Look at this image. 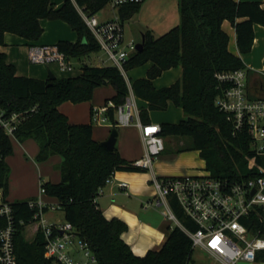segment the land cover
<instances>
[{
  "label": "trees",
  "instance_id": "trees-1",
  "mask_svg": "<svg viewBox=\"0 0 264 264\" xmlns=\"http://www.w3.org/2000/svg\"><path fill=\"white\" fill-rule=\"evenodd\" d=\"M111 0H63L56 8L54 0H0V109L8 112H27L18 125L15 136L19 141L29 138L39 144L37 160L42 162L58 154L61 180H45L49 196L56 197L65 212L66 220L73 223L81 237L98 256L101 264H189L194 252L192 238L178 225L171 226L168 237L160 248L149 249L137 255L123 238L128 224L121 218H107L98 204V196L116 171H145L122 156L118 147L107 149L93 136V123H74L60 110L66 101L74 103L91 100L97 87L111 84L115 94L106 99L117 104L129 95L128 81L114 65L85 63L77 76H63L54 80L20 75L16 66L8 61L1 47L5 33L19 34L35 42L44 33L41 19H60L77 33L78 40H60V49L69 58L89 55L100 50L95 35L87 25L80 9L96 15ZM146 0L127 2L119 6L124 26L140 12ZM180 22L167 32L156 35L145 29L143 48L134 52L125 68L144 65L152 61L148 75L132 81L136 95L147 101L140 107L144 123L150 121L152 110H166L173 102L183 108L186 118L178 122L161 123V134L184 136L185 144L178 150H199L206 160V168L214 177L243 179L251 175L248 167L252 155L251 133L248 128L234 133V126L227 114L220 110L215 100L220 93L216 74L221 71L247 68L240 55L230 49V35L223 28L229 20L236 28L241 53L252 50L255 40V23L264 25V7L257 0H178ZM240 18H242L240 20ZM35 44V43H33ZM183 67L181 79L175 83L156 87L154 80L163 71ZM249 69V74L255 72ZM255 90L264 92V82L256 77ZM116 121L114 109L109 110ZM117 126H113L115 128ZM118 128V127H117ZM0 188L7 194L11 167L6 158L14 152L13 139L0 130ZM259 161H263L260 157ZM17 231L15 234L18 264H52L45 255V239L39 231V222L29 199L14 200ZM173 207L178 217L192 230L198 228L177 202ZM243 221L253 232L264 236V213L254 210ZM34 225V238L28 239L26 231ZM257 261H264V250L257 254Z\"/></svg>",
  "mask_w": 264,
  "mask_h": 264
},
{
  "label": "built area",
  "instance_id": "built-area-1",
  "mask_svg": "<svg viewBox=\"0 0 264 264\" xmlns=\"http://www.w3.org/2000/svg\"><path fill=\"white\" fill-rule=\"evenodd\" d=\"M142 0H111L113 7L123 3ZM80 12L99 42L100 50L108 54L123 74L125 64L136 52L138 42L134 39L124 43V26L119 15L101 20L96 15ZM29 61L32 64L57 63L62 70L72 71L75 65L62 51L58 43H35L29 47ZM249 69L237 68L216 74L220 93L215 103L224 111L234 126V133L248 128L251 133L252 155L248 167L251 175L243 179L214 177L205 168L200 173L152 177L158 194L150 205L161 207L163 214L174 226H180L193 240V247L207 250L222 264H241L256 262L259 251L264 250V236L249 229L245 218L254 210L264 213V95L252 90L249 83ZM125 102L117 104L108 100L102 106L92 109V123L123 127L135 124L142 128L146 146L145 154L134 160L135 166L152 170L154 162L166 150V137L161 134V124L144 123L140 109L134 98L132 86ZM113 108L116 121L109 110ZM27 112L0 109V130L9 137L16 138L18 125ZM4 155L0 149V161ZM262 157L263 161H259ZM112 178L108 180L110 182ZM126 187V182H121ZM103 191V189H102ZM101 191V192H102ZM41 185L40 195L29 199L34 210V218L39 222V231L45 239V255L52 264H101L89 243L84 240L72 222L49 220L45 212L49 208L61 209L59 200L48 201ZM177 200L184 212L193 219L198 228L192 230L177 215L173 200ZM3 188H0V264H18L15 234L17 231L15 212Z\"/></svg>",
  "mask_w": 264,
  "mask_h": 264
},
{
  "label": "crops",
  "instance_id": "crops-1",
  "mask_svg": "<svg viewBox=\"0 0 264 264\" xmlns=\"http://www.w3.org/2000/svg\"><path fill=\"white\" fill-rule=\"evenodd\" d=\"M257 1H260L262 3V6L264 7V0ZM54 2L56 8H59L63 4V0H54ZM137 15L138 13L134 17H136ZM112 16V14H107L100 19L106 20L111 18ZM134 17L132 19H134ZM241 19L242 18H240V20ZM61 21L62 20L60 19H41V24L44 27V34L39 40L35 42H32L16 33H5V44L1 47V49L7 54L8 61L16 66L18 74L34 76L42 79L49 78L48 73L49 70H51L49 69V65H34L32 63L30 64L28 56L29 47L33 43H56L60 40H65L57 30V28L61 25ZM223 28L230 35L229 46L231 51H233L237 55H240L247 66L251 69H253V66L250 65V62H253L254 64H256V66L259 67L263 66L264 68V25L255 23L254 45L252 50L248 53H241L238 46V34L236 28L229 20H225L223 22ZM145 29L151 28L142 25L141 29L139 30V33L141 34L140 38H142ZM48 30L54 32V35H52V37L46 36ZM151 30L153 31V29ZM68 38V40L72 42H76L78 40V37L75 35V33L70 35ZM73 59L74 57H72L71 60L73 61L75 68L72 71L77 69L76 63ZM78 59L79 63L81 64L80 72H78L76 75L69 76H77L81 74L83 72V65L85 63H88L86 59L79 57ZM106 60L107 59H103L101 63H98L96 65H113L112 62L108 63V61ZM152 66L153 62L149 61L144 65L132 68L127 72H132L135 75L133 80H135L137 78L147 76L148 71ZM58 68L59 71H61L60 75H57L52 70L58 77L67 76L63 72H72L62 70L60 67ZM182 75L183 67L180 65L163 71L160 76L155 78L154 83L156 87L168 86L181 79ZM127 76L128 73H126V79L128 78ZM132 81L130 85L132 86V91L138 108L140 109V107L142 106H147V101L139 98L136 95L132 85ZM114 94L115 89L112 88L110 93L104 95L103 101L95 102L93 101V98L85 102L83 101L84 105L86 106L84 109L82 108V110L79 106H75L69 111L65 107H63L62 104L60 105V110L68 115L71 122H92V109L95 106L104 105L106 103V99L112 97ZM83 103H81L80 105H83ZM173 107H175V109H181V111L177 110L178 112L176 119H174L173 117H168L169 112L152 110L150 112L149 122L161 124L165 121L178 122L181 119L186 118V114L183 108L176 106L173 102H170L166 110L173 111ZM94 124L95 123H93L94 138L99 141L108 139L113 126L109 124H98L100 128L97 132L95 131ZM118 130L119 135L116 146L118 147L122 156L130 161H134L142 157L146 152L142 128L135 124H132L129 126L118 127ZM170 137L171 136H167L166 141H171L172 139H170ZM13 147L14 152L11 155L7 156L6 160L11 167L12 181L13 183L16 181L18 182V184H16V186H13V184L11 185L9 179V191L7 195L10 200L14 201L18 199H31L38 197L40 195L42 182L45 181V176L49 178L48 180H51L53 182H59L61 180V171L59 169V164L62 160V157L60 155L55 154L50 156L45 161H38L36 158L40 147L38 142L33 138H29L25 141H19L17 138H13ZM203 160L206 163V160ZM205 168L206 166L202 168L198 165V161L196 160V158L191 155V150H177L176 152L171 151L167 153L164 152L156 160V162H154L153 169L149 172L132 170L116 171L112 177V180L108 182V184L103 188V191L98 196L97 201L107 218L111 219L113 217H118L127 222L128 229L123 233V238L131 246L134 253H136L137 255H145L149 249L160 248L164 244L168 237L169 230L172 226V222L165 217L162 211H160L159 209H150V207H152L153 205H150L149 202L154 200L156 194L155 187L152 184V177L154 175L169 176L183 175L187 173H200L204 171ZM121 182H126L127 186L122 187L120 185ZM45 196L55 201L57 200L56 197L49 195ZM256 262H246L242 264H255Z\"/></svg>",
  "mask_w": 264,
  "mask_h": 264
},
{
  "label": "rangeland",
  "instance_id": "rangeland-1",
  "mask_svg": "<svg viewBox=\"0 0 264 264\" xmlns=\"http://www.w3.org/2000/svg\"><path fill=\"white\" fill-rule=\"evenodd\" d=\"M107 14H112V15H119V7H113L111 3H108L102 10H100L96 16L98 18H102L103 16H106ZM120 16V15H119ZM180 22V12H179V6H178V0H146L142 7L140 12L134 19H130L126 21L125 26H124V43L127 44L130 40L134 39L138 42L142 41V38H140V33L139 30L141 29L142 25H145L146 27H149L153 29V31L157 34H163L167 32L171 27L177 25ZM59 31L60 35H62V38L65 40H68L69 36L75 33V35L78 37V33L65 21H61V25L57 28ZM44 34V33H43ZM42 34V35H43ZM54 35V32H51L48 30L47 37H52ZM42 37V36H41ZM57 43V42H56ZM246 57V56H245ZM83 59H86L88 63L90 64H98L101 63L103 59H107L108 63H111L112 60L108 59V54L105 51L99 50V51H94L90 53L87 56L82 57ZM74 62L76 63L77 69H75L72 72H63L65 75H76L78 72H80V67L81 64L79 63L78 57H74ZM253 66V70H255L254 74L249 76V83L251 85L252 90H255L253 83L256 77L260 78L264 82V68L263 66H256L253 62H250ZM31 64V63H30ZM41 64H46L49 65V69L53 70L57 75H60L61 71H59V65L57 63H41ZM40 64V65H41ZM35 65V64H34ZM128 70H125V77L126 73H128V78L127 81L129 84L135 77V75L132 72H127ZM49 74V73H48ZM114 89L113 85L111 84H102L101 86L97 87L94 93L93 101L95 102H100L103 101V97L105 94L110 93L111 89ZM258 93L264 95V92L262 93V90H258ZM85 102V101H84ZM83 102H78L74 103L72 101L66 100L62 103L63 107H65L67 110L73 109L75 106H79L82 110L84 109L86 105H80ZM171 110H160V112H169L168 117H173L176 119L177 117V110L181 109H175L173 107ZM95 131H99V125L94 124ZM168 139V138H167ZM170 139L171 141L168 140L166 141V150L165 152H176L180 146H183L185 144L186 138L184 136H171ZM183 141V142H182ZM179 151V150H178ZM191 155H193L196 160L198 161V165L201 166L202 168L206 166L205 161L203 160L200 151L198 150H191ZM156 162V161H155ZM14 171V170H13ZM149 172L150 170H145L143 172ZM22 176V175H21ZM10 184L13 186H16L18 182L12 181V172L10 173ZM20 178V176H19ZM49 178L45 176V180H48ZM19 181V180H18ZM153 184V183H152ZM155 187V185L153 184ZM156 190V195L158 194L157 189ZM43 198H45L48 201H55L53 199H50L49 197L43 195ZM152 210L159 209L162 211L165 209V206L161 207H156L152 206L150 207ZM45 216L49 218V220L54 221L56 219H60L61 221H66L65 217V212L62 209H53L49 208L45 212ZM174 222H172V226H174ZM35 229V226L32 225L28 227L26 231V237L28 239H33L35 234H33V230ZM193 261H191L189 264H222L221 261L216 259L215 257L211 256V254L205 250L202 249L201 247H195L193 255H192ZM246 263V262H241ZM255 264H264V261H257Z\"/></svg>",
  "mask_w": 264,
  "mask_h": 264
},
{
  "label": "water",
  "instance_id": "water-1",
  "mask_svg": "<svg viewBox=\"0 0 264 264\" xmlns=\"http://www.w3.org/2000/svg\"><path fill=\"white\" fill-rule=\"evenodd\" d=\"M142 48H143V42L142 41L138 42L137 49L141 50ZM55 78H56V74L52 70H49V79L54 80ZM118 135H119L118 128L117 127L113 128L108 139L102 141V144L107 149L113 150L116 147L118 141Z\"/></svg>",
  "mask_w": 264,
  "mask_h": 264
}]
</instances>
